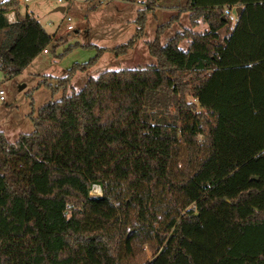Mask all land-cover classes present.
Instances as JSON below:
<instances>
[{"label": "trees", "instance_id": "obj_1", "mask_svg": "<svg viewBox=\"0 0 264 264\" xmlns=\"http://www.w3.org/2000/svg\"><path fill=\"white\" fill-rule=\"evenodd\" d=\"M158 1L138 10L135 34L110 49L116 56L143 35ZM170 4L208 30L161 44L174 15L147 42L154 65L104 70L67 94L108 50L96 47L55 85L38 83L63 95L31 113V133L9 142L0 131V264H136L128 258L151 239L152 257L138 264H264V0ZM225 7H241L234 22ZM15 8L0 2L9 76L52 43ZM180 144L188 155L179 176Z\"/></svg>", "mask_w": 264, "mask_h": 264}, {"label": "rangeland", "instance_id": "obj_2", "mask_svg": "<svg viewBox=\"0 0 264 264\" xmlns=\"http://www.w3.org/2000/svg\"><path fill=\"white\" fill-rule=\"evenodd\" d=\"M5 1L16 7L20 16L29 14L36 18L52 36V43H56L55 47L52 43L48 45L47 52L42 51L18 74L9 76L0 70V89L4 97L3 101L0 100V131L9 142H15L22 134L31 133L34 129L31 113L35 116L40 107L59 100L63 95L62 90L52 92L43 85L38 86V83L46 79L55 85L67 69L94 57L96 47L108 50L103 51L90 68L74 75L67 94L80 90L89 77L97 76L104 70L154 65L156 59L149 54L147 42L154 39L160 24L178 14V8L168 7L170 3H178L182 8L186 5V0L158 1L160 6H154L153 12L147 14L143 35L126 53L116 56L110 49L126 43L135 34L137 12L145 6L146 0H32L27 3L0 0ZM61 7L64 9L61 10ZM12 17L16 19L15 15ZM185 29L204 32L208 30V25L200 20L198 25L192 26L189 11H182L161 34V44ZM188 43L187 39H183L179 46L185 49ZM187 101L196 102L192 93L187 95ZM187 155L185 144H180L174 159L179 176L186 172ZM201 155L199 153L197 157ZM90 192L92 195L102 194L99 185ZM155 246L154 239L145 241L128 261L138 264L149 260Z\"/></svg>", "mask_w": 264, "mask_h": 264}, {"label": "built area", "instance_id": "obj_3", "mask_svg": "<svg viewBox=\"0 0 264 264\" xmlns=\"http://www.w3.org/2000/svg\"><path fill=\"white\" fill-rule=\"evenodd\" d=\"M29 1H32V0H22V3H27ZM59 1H61V0H59ZM233 10H234V8H230V7H225L224 8V14L227 15L229 20L232 21V22H234L235 19H236L235 10H234V12H233ZM11 14L14 15V11L13 10L9 11L8 13H6L7 20L9 22H14L16 19L13 18ZM68 28H71V25H68ZM44 51L46 52L47 50H44ZM0 100L1 101L4 100L3 90L2 89H0ZM94 186H96V185H94ZM94 186H93V188H94Z\"/></svg>", "mask_w": 264, "mask_h": 264}, {"label": "water", "instance_id": "obj_4", "mask_svg": "<svg viewBox=\"0 0 264 264\" xmlns=\"http://www.w3.org/2000/svg\"><path fill=\"white\" fill-rule=\"evenodd\" d=\"M60 9H61V10H63L64 8H63V7H61ZM240 10H241V7H236V10H235V11H236V13H239V12H240ZM255 178L257 179V177H255Z\"/></svg>", "mask_w": 264, "mask_h": 264}, {"label": "crops", "instance_id": "obj_5", "mask_svg": "<svg viewBox=\"0 0 264 264\" xmlns=\"http://www.w3.org/2000/svg\"><path fill=\"white\" fill-rule=\"evenodd\" d=\"M15 11V10H14ZM14 15L16 16L15 12H14Z\"/></svg>", "mask_w": 264, "mask_h": 264}]
</instances>
